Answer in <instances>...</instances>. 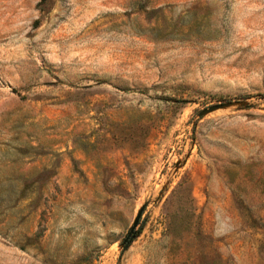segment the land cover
Returning a JSON list of instances; mask_svg holds the SVG:
<instances>
[{"label":"rangeland","instance_id":"1","mask_svg":"<svg viewBox=\"0 0 264 264\" xmlns=\"http://www.w3.org/2000/svg\"><path fill=\"white\" fill-rule=\"evenodd\" d=\"M0 264H264V0H0Z\"/></svg>","mask_w":264,"mask_h":264},{"label":"water","instance_id":"2","mask_svg":"<svg viewBox=\"0 0 264 264\" xmlns=\"http://www.w3.org/2000/svg\"><path fill=\"white\" fill-rule=\"evenodd\" d=\"M233 103H237V104H241V105L245 104V102L242 101V100L233 101V100L228 99V100L218 101V102H215V103H211V104L207 105L206 107H203L202 109L199 110L198 114L202 115L205 112L214 110V109L219 108V107H224V106H227V105L233 104ZM142 207H143V205H140L137 208V210L135 211V214H134V216H133V218L131 220V223H130L125 235L121 239V242H120L121 245L127 243V241L130 239L129 236L131 235V232H132L134 226L137 224V221H138V218L140 216Z\"/></svg>","mask_w":264,"mask_h":264},{"label":"trees","instance_id":"3","mask_svg":"<svg viewBox=\"0 0 264 264\" xmlns=\"http://www.w3.org/2000/svg\"><path fill=\"white\" fill-rule=\"evenodd\" d=\"M132 236H133V234H132Z\"/></svg>","mask_w":264,"mask_h":264}]
</instances>
